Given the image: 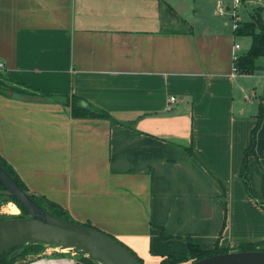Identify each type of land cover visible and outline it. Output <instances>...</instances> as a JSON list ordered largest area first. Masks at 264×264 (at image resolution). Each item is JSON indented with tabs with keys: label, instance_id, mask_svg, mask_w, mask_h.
<instances>
[{
	"label": "crops",
	"instance_id": "crops-1",
	"mask_svg": "<svg viewBox=\"0 0 264 264\" xmlns=\"http://www.w3.org/2000/svg\"><path fill=\"white\" fill-rule=\"evenodd\" d=\"M116 5L0 0V70L111 116L76 118L58 100L0 93V155L30 193L144 264L146 252L187 251L188 238L205 249H264V113L248 187L241 176L264 63L233 73L227 21L166 30L135 25V12Z\"/></svg>",
	"mask_w": 264,
	"mask_h": 264
},
{
	"label": "water",
	"instance_id": "water-1",
	"mask_svg": "<svg viewBox=\"0 0 264 264\" xmlns=\"http://www.w3.org/2000/svg\"><path fill=\"white\" fill-rule=\"evenodd\" d=\"M0 184L27 212L25 216L0 219V252L38 243L70 249L99 264H140L135 255L109 234L80 222L63 219L38 204L0 165ZM8 198L3 201L7 202ZM74 264H85L76 260ZM187 264H264V250H235L194 260Z\"/></svg>",
	"mask_w": 264,
	"mask_h": 264
},
{
	"label": "trees",
	"instance_id": "trees-1",
	"mask_svg": "<svg viewBox=\"0 0 264 264\" xmlns=\"http://www.w3.org/2000/svg\"><path fill=\"white\" fill-rule=\"evenodd\" d=\"M262 8L263 7L261 6L257 7L256 10L254 11L251 21L244 22L243 24L241 23L239 28L234 31L235 36L248 35L251 37V43L247 51L242 53L233 62V66L235 67L237 74L253 73L258 68V66L256 65V59L260 56H264V21L262 19V13H263ZM9 92L10 94L20 93L28 98L30 97L33 98L35 96V97H39L44 100H58L60 103L64 105H69L71 116L76 117V118L111 119L110 114L107 113L105 110H102L91 104H87V103L83 104L82 101H80L78 97L55 96V95H52L50 93H47L41 90H37L31 87H27L25 85H21L20 83H17L13 81L12 79L8 78L0 70V93L9 94ZM263 113H264V92L258 104L257 123L252 129L251 136H250V143L247 149L245 150L242 167H241V176L247 187H248V181L246 179L247 161H248L249 156L252 153H254L255 133H256L258 126L260 125L262 121ZM0 165L9 174H11V176H13V178L19 183L22 189L27 191L31 195V197L42 207H44L51 213L63 219H66L69 221H75L71 219L68 212L65 209H63L61 206H59L58 204L52 201H49L42 196H38L33 193H30L27 187L25 186V184L23 183V181L20 179L19 175L16 173V171L11 167V165H9L5 161V159L1 155H0ZM0 190L5 191V189L3 188L1 184H0ZM248 191L249 193H251L249 189ZM6 197L8 198L9 201H12L14 204H16V206L20 209L21 214L16 215V216L27 215V212L25 211V209L7 192L3 198H6ZM1 218H6V217H0V219ZM82 224L89 226V227H93L87 223H82ZM110 236L113 237L112 235ZM162 236L165 237L164 234H162ZM116 240L119 241L118 239ZM258 245L259 243H245V244L240 245L238 247V250H264L260 248ZM43 246L44 244H38V243L26 244L22 246L21 251L16 256H13V257L11 256V253L16 249V247L3 250L0 252V264H13L17 258H23L27 254L38 253ZM126 248L129 249L128 247ZM129 250L135 255V257L140 262V264H142L141 259L131 249ZM227 251H228L227 249L219 248L217 244L212 249L206 250V249H203L197 243H195L192 239L188 238L187 239V251L170 253L162 259L161 263L162 264H187L194 260H198L200 258L212 255L213 253H222V252H227ZM80 260H82L86 264H91L93 261L90 258H87L85 256H80Z\"/></svg>",
	"mask_w": 264,
	"mask_h": 264
},
{
	"label": "rangeland",
	"instance_id": "rangeland-1",
	"mask_svg": "<svg viewBox=\"0 0 264 264\" xmlns=\"http://www.w3.org/2000/svg\"><path fill=\"white\" fill-rule=\"evenodd\" d=\"M115 2L117 4L116 8L119 10L122 9V11L131 13L135 12V25L136 22H138L141 25L148 24L166 30H187L192 27L197 29L200 21L205 24L220 23L221 21H227L229 25L232 24V20L228 15L219 16L215 14L216 0H115ZM259 6L263 7L262 19L264 20V1L255 0L253 3L252 1L251 3L246 2L244 6L242 5L239 7L238 16L241 19V23L243 24L244 22L251 21L254 11ZM235 40L240 43L242 50H245L250 45L251 37L248 35L236 36ZM256 60L257 66L258 64L264 63V57L260 56ZM255 72L256 71H254V73ZM260 92L261 91L258 90L256 92L257 96L252 97L256 103L258 102V95ZM5 195L6 192L0 190V217L20 215L21 211L19 208L17 213H11L3 209L6 204L10 202L13 203L9 200H7V202L3 201L2 199H4L3 197ZM234 220L236 219L234 218ZM217 238H219V236H217ZM217 238L215 239L213 246L218 242ZM202 248L205 249L203 246ZM145 255L147 260L146 263L148 264H162V259L167 256H156L147 252ZM61 259L75 261L80 259V255H77L70 249H63L60 246L44 245L38 253L27 254L23 258H17L13 264H32L37 261H45L47 264H50L53 260ZM91 264L99 263L92 261ZM142 264H144L143 259Z\"/></svg>",
	"mask_w": 264,
	"mask_h": 264
},
{
	"label": "built area",
	"instance_id": "built-area-1",
	"mask_svg": "<svg viewBox=\"0 0 264 264\" xmlns=\"http://www.w3.org/2000/svg\"><path fill=\"white\" fill-rule=\"evenodd\" d=\"M251 1L253 3L255 0H216V3H215V14H217L219 16L228 15L231 18V20H232V24H231L232 30L235 31L241 25V19L238 16L239 7H241L242 5L244 6V4L246 2L247 3H251ZM240 51H241L240 43L239 42H235L233 44V50H232L233 62L241 55ZM0 66H2L1 63H0ZM232 70H233V73H236V69H235L234 66H233ZM169 100L171 102H173V101H175V97L174 96H170ZM85 257H87V256H85ZM75 261L71 260V264H74Z\"/></svg>",
	"mask_w": 264,
	"mask_h": 264
},
{
	"label": "bare ground",
	"instance_id": "bare-ground-1",
	"mask_svg": "<svg viewBox=\"0 0 264 264\" xmlns=\"http://www.w3.org/2000/svg\"><path fill=\"white\" fill-rule=\"evenodd\" d=\"M4 207H3V209H5L6 211H9L11 213H17L18 212V207L11 202L6 204ZM32 264H47V263L45 261H37V262H34ZM50 264H71V261H68L65 259L55 260V261L53 260L50 262Z\"/></svg>",
	"mask_w": 264,
	"mask_h": 264
}]
</instances>
